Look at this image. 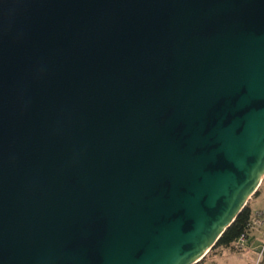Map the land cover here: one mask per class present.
<instances>
[{"label":"water","instance_id":"water-1","mask_svg":"<svg viewBox=\"0 0 264 264\" xmlns=\"http://www.w3.org/2000/svg\"><path fill=\"white\" fill-rule=\"evenodd\" d=\"M263 179L264 0H0V264H197Z\"/></svg>","mask_w":264,"mask_h":264},{"label":"trees","instance_id":"trees-1","mask_svg":"<svg viewBox=\"0 0 264 264\" xmlns=\"http://www.w3.org/2000/svg\"><path fill=\"white\" fill-rule=\"evenodd\" d=\"M263 184L264 179L261 185L259 186L258 190L255 192L253 197L247 202L246 206L237 216L235 221L231 224L228 229L225 230V232L222 234V236L220 237L216 245L211 249V251L197 264H201L207 257L214 253L221 252L222 250L229 251L231 253H241L236 246V242L241 236L248 235V224L252 217L250 203L254 196L259 193ZM257 264H264V257L261 258Z\"/></svg>","mask_w":264,"mask_h":264},{"label":"built area","instance_id":"built-area-1","mask_svg":"<svg viewBox=\"0 0 264 264\" xmlns=\"http://www.w3.org/2000/svg\"><path fill=\"white\" fill-rule=\"evenodd\" d=\"M263 223V214L259 211L253 213L250 222L248 224V235L241 236L237 242L236 246L241 251V255H244L249 260H254V263L257 264L258 261L264 257V239L259 246L253 247L248 243L250 233L254 230L260 228Z\"/></svg>","mask_w":264,"mask_h":264},{"label":"rangeland","instance_id":"rangeland-1","mask_svg":"<svg viewBox=\"0 0 264 264\" xmlns=\"http://www.w3.org/2000/svg\"><path fill=\"white\" fill-rule=\"evenodd\" d=\"M261 189L263 191L261 198L256 199L254 201L253 208L254 209L258 208V209L264 211V196H263L264 195V187H262ZM252 215H253V213H252ZM263 219H264V216H263ZM263 239H264V237H263ZM263 239L261 240V242L263 241ZM261 242L256 246H259L261 244ZM238 250H240V249H238ZM201 264H255V263H254V260H249L244 255H241V253L237 254V253H231L229 251H226L222 255H217L216 253L210 255Z\"/></svg>","mask_w":264,"mask_h":264},{"label":"crops","instance_id":"crops-1","mask_svg":"<svg viewBox=\"0 0 264 264\" xmlns=\"http://www.w3.org/2000/svg\"><path fill=\"white\" fill-rule=\"evenodd\" d=\"M262 187H264V184H263ZM262 193H263V191H262V189H260L259 193H257V194L254 196V198L252 199V201H251V203H250V208H251V212H252V213H255V212H257V211H260V212H262V214H263V216H264V211H263V210H260V209H258V208H255V209L253 208V203H254V201H255L256 199L261 198ZM263 196H264V195H263ZM263 237H264V219H263V223H262L261 227H260L258 230L252 231V232L250 233L249 241H248V242L250 243L251 246L255 247L256 245H258V244L261 242V240L263 239ZM225 252H226V251L222 250L221 252H218V253H216V254H217V255H222V254L225 253ZM237 254H239V253H237ZM203 262H204V261H203Z\"/></svg>","mask_w":264,"mask_h":264}]
</instances>
